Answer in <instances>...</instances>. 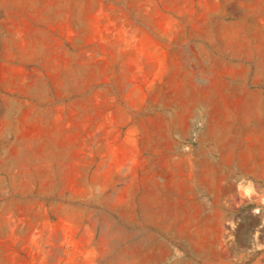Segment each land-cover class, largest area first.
<instances>
[{
	"label": "rangeland",
	"instance_id": "obj_1",
	"mask_svg": "<svg viewBox=\"0 0 264 264\" xmlns=\"http://www.w3.org/2000/svg\"><path fill=\"white\" fill-rule=\"evenodd\" d=\"M255 184L264 0H0V264L231 257Z\"/></svg>",
	"mask_w": 264,
	"mask_h": 264
},
{
	"label": "crops",
	"instance_id": "obj_2",
	"mask_svg": "<svg viewBox=\"0 0 264 264\" xmlns=\"http://www.w3.org/2000/svg\"><path fill=\"white\" fill-rule=\"evenodd\" d=\"M244 181L245 180L242 182ZM228 194L229 192L223 191L222 195L215 196V200L218 201L222 207L227 206ZM223 202L226 203V205H223ZM241 208H248L246 210L253 215L262 214L263 226L253 232H251L248 227L243 228L239 226L237 232H234L230 237V241L227 242V246L229 244L234 245V251L231 253V257H228V254L224 252V248L219 247L212 254L196 255L198 261L208 264H239L241 259L255 248L264 247V188H259L258 184L249 186L239 185L235 205L226 207V209L227 212L231 213ZM258 262L257 260L255 263Z\"/></svg>",
	"mask_w": 264,
	"mask_h": 264
}]
</instances>
